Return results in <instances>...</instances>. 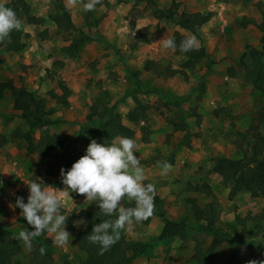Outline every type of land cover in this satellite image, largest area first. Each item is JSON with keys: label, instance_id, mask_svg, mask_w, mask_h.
<instances>
[{"label": "rangeland", "instance_id": "374dc122", "mask_svg": "<svg viewBox=\"0 0 264 264\" xmlns=\"http://www.w3.org/2000/svg\"><path fill=\"white\" fill-rule=\"evenodd\" d=\"M5 1L11 0H0ZM25 2L29 10L18 16L25 48L11 54L0 49V82L21 86L35 81L38 85L31 89L46 99L49 124L26 131L20 112L8 107L0 114V189L8 195H0L3 264H35L31 250L17 238L24 221L10 197L21 193L27 202L26 184L37 178L63 190V155L85 154V139L97 133L87 120H99L106 107L129 126L131 134L123 136L135 140L134 153L145 169V183L155 185L161 212L189 225L184 238L166 242H155L164 227L159 215L148 224L127 225L120 233L127 240L154 242L150 256L137 257L133 264H226L232 257L229 264H247L248 243L264 246V197L243 191L231 198V185L211 169L220 157L252 156L264 134V80L259 87L251 85L246 66L252 60L244 57L246 66L241 64L248 46L261 47L264 0H96L92 10L83 7L86 0ZM157 9L208 14L196 47L207 57L189 61L157 44L166 32L170 37L177 30L192 35L171 20L157 19ZM83 36L92 41L68 52ZM8 39L11 34L0 40V48ZM153 101L154 110L146 106ZM27 132L37 145L32 154ZM42 140L60 146L48 150ZM163 161L172 165L167 174L158 166ZM195 206L204 216L196 214ZM61 211L68 216V243L58 247L51 235L41 237L52 241L56 264H81L87 254L74 235L84 229L86 213L100 210L85 196L71 193L62 196ZM213 245L202 261L199 251Z\"/></svg>", "mask_w": 264, "mask_h": 264}, {"label": "trees", "instance_id": "16d2710c", "mask_svg": "<svg viewBox=\"0 0 264 264\" xmlns=\"http://www.w3.org/2000/svg\"><path fill=\"white\" fill-rule=\"evenodd\" d=\"M6 6L14 9L17 17L20 12H25L28 9V5L25 0H11L5 3ZM155 16L157 19H168L175 22L179 29L189 32L196 37L199 36V32L202 27L210 20V16L201 12H177L170 9H157L155 11ZM259 30L262 33L261 47L257 48L254 46H248L241 57V64H244L243 58L249 57L252 60L251 65L247 67V77L251 85L255 87L260 86V81L264 80V24L259 26ZM11 41L6 44L8 50L21 51L25 48V44L21 43L20 35L22 32L20 30H13L10 32ZM187 35L183 34L180 30H177L173 37L177 44L183 40ZM92 41V38L83 36L76 39L67 49L68 52L74 53L79 51L84 45ZM176 55H184L188 57L189 61L192 58H203L207 57V53L200 48H195L188 53H180L178 50L175 51ZM264 93V87H262ZM7 95L12 98L14 107L13 110L20 112V117L23 119L27 125L30 127V131L40 130L47 126L49 123L47 121V103L46 99L41 98L35 92H32L25 88L24 86L17 87L13 81L0 82V101L3 100ZM57 98L56 95H52ZM104 115L99 120H93L91 116L88 118L87 122L97 126V133L90 132L88 137L85 139L86 146L89 145L91 139H96L97 142H103L104 140L111 141V139L117 135H128L131 134V130L123 125L122 117L119 114L113 116L111 109L106 107L104 110ZM97 135V136H96ZM25 139L27 142L28 154H32L36 149L37 145L33 142V137L30 132L25 134ZM41 145H47L46 149L55 150L59 148V144L49 143L42 140ZM63 159L66 162L65 168L69 169L81 156L78 155H68L64 154ZM212 173H216L221 176L223 181L230 184L232 189L230 196L231 198L240 194L243 191H247L251 194L253 198L264 197V134H260L257 138V142L254 146V154L252 156H247L242 159H232L226 157L218 158L214 166L211 169ZM209 189L208 185H205ZM198 190L204 189V187H197ZM209 192V191H207ZM0 195L7 196L0 189ZM23 197V194H19L15 197H10L12 203H15L16 197ZM126 207L134 206V202L124 200ZM162 201L156 192L154 198L155 212L153 215L144 221L145 224L150 223L151 218L154 215H159L164 221V227L155 240V242H166L173 239L174 237H185V231L189 228L186 220L173 221L165 216V213L161 212ZM18 209V208H17ZM20 212V209H18ZM158 211V212H157ZM195 212L199 216H204V211L195 206ZM98 212H90L84 215V229L77 234H75V240L79 248L87 254V258L81 264H133V261L137 257L145 256L148 257L151 254V249L154 242H142V241H130L125 237L120 235V239L110 247L109 250L104 252L102 255L99 253V246L91 244L87 240V236L92 232L94 224L100 223L101 219H107V217H97ZM23 218V217H22ZM24 224L23 228L29 231L34 230L32 226L27 224L26 219L23 218ZM4 232V228L0 225V241L1 235ZM211 231L209 230L208 234ZM36 242L33 244L31 249V255L34 258L35 264H56L52 255V241L49 238H42L41 236L34 238ZM216 244H221L222 241H215ZM249 245V261L250 260H264V254L260 251H264V246H258L254 243H248ZM216 246V245H215ZM214 245L211 246L205 253L200 250V254L203 258L202 261H206L209 255L214 250ZM40 248H44V254H41ZM234 260L232 257L226 264H229ZM0 264H3L0 254Z\"/></svg>", "mask_w": 264, "mask_h": 264}, {"label": "clouds", "instance_id": "9594fccd", "mask_svg": "<svg viewBox=\"0 0 264 264\" xmlns=\"http://www.w3.org/2000/svg\"><path fill=\"white\" fill-rule=\"evenodd\" d=\"M95 3L96 0H86L83 7L92 10ZM20 28L21 21L14 9L0 2V40ZM156 43L174 52L188 53L197 47L198 40L195 35H189L177 44L166 32ZM136 147L133 138L123 135L102 143L91 139L85 154L71 168L60 169L63 190L45 186L38 178L27 183V202L18 196L12 205L14 209H20V215L34 229L29 231L26 228L18 233L17 238L25 248L31 250L34 238L44 233L51 235L53 244L58 247L68 243L71 237L66 230L68 216L61 208L62 196L71 193L85 196L89 204L95 203L100 210L97 217H107L94 224L92 232L86 237L91 244L99 246L101 255L120 239L121 230L127 225L141 223L151 217L156 188L153 183H145V169L134 153ZM158 166L161 174H167L172 167L167 161L158 162ZM125 199L134 202V206L126 207ZM40 252L44 254L45 249L40 248ZM247 264H264V260H250Z\"/></svg>", "mask_w": 264, "mask_h": 264}, {"label": "crops", "instance_id": "0c3cea01", "mask_svg": "<svg viewBox=\"0 0 264 264\" xmlns=\"http://www.w3.org/2000/svg\"><path fill=\"white\" fill-rule=\"evenodd\" d=\"M8 1H5V2H3L4 4L5 3H7ZM10 42V39H8V41H7V43H9ZM21 43H23L24 44V42L21 40ZM1 50H4V52L6 53V54H11V53H13V51H11V50H7V48H6V44L4 45V46H2L1 48H0ZM149 73V72H148ZM15 83V82H14ZM16 85V84H15ZM24 85V87L25 88H27L28 90H30V91H33V89H31L32 87L33 88H35V86H37L38 84L37 83H35V81H28V82H26L25 84H21V86H23ZM17 86V85H16ZM21 86H17V87H21ZM167 86V85H166ZM151 97V96H150ZM9 99H11L12 100V98H10V95H7L3 100H1L0 101V106H1V108H0V114L2 113V112H4L5 110H7V108L8 107H10V108H13L14 107V103H13V105H12V103L11 104H9L10 103V100ZM142 101V100H141ZM12 102H13V100H12ZM10 105V106H9ZM146 106H151V107H149V108H151L152 110H154V108H156V106H155V104H154V101L152 102V103H146ZM154 107V108H153ZM146 108V107H145ZM17 113H19V112H17ZM57 114V113H56ZM144 115L145 116H147V113L146 112H144ZM143 116V115H142ZM144 117V116H143ZM123 125H125V124H123ZM126 127H129V126H127V125H125ZM25 129H26V131L28 130H30V127L27 125V124H25ZM34 131H36V130H34ZM65 137H67V136H65ZM87 148V146L86 147H84V149H86ZM84 149H82V150H84ZM81 150H78V151H76L75 153H74V155H78V154H82L83 155V153L82 152H80ZM218 175V174H217Z\"/></svg>", "mask_w": 264, "mask_h": 264}]
</instances>
